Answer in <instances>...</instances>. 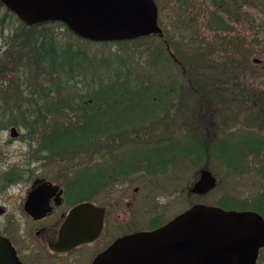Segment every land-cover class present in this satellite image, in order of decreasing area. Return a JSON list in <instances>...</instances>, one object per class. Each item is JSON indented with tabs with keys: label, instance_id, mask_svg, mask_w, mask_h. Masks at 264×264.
<instances>
[{
	"label": "rangeland",
	"instance_id": "rangeland-1",
	"mask_svg": "<svg viewBox=\"0 0 264 264\" xmlns=\"http://www.w3.org/2000/svg\"><path fill=\"white\" fill-rule=\"evenodd\" d=\"M155 1L162 37L90 43L57 24L36 26L30 32L32 43L40 45L41 38L47 36L64 45L46 43L33 52L37 57L50 55L54 49V67L42 68L52 73L58 67L60 71L51 78L40 75L36 59L27 56L28 47L17 48L18 40L23 39L16 35L19 22L0 9V121L8 125L2 124L0 131V208L6 210L0 222L7 223V228L28 224L13 210L24 185L34 179L100 180L113 196L123 192L133 197L134 204L153 201L161 216L183 212L193 204L253 203L263 194V157L249 155L230 173L221 159L208 153L221 143L225 149L236 147L237 140L249 132L255 138L263 129L258 134L264 137V127H259L263 123L252 114L264 105V0H229L222 11L213 14L217 6L212 0ZM184 49L193 53L188 70L182 66L188 63L180 55ZM74 50L86 59L80 54L73 57ZM70 66L72 70L65 72ZM35 81L58 88L61 104L66 98L71 108L82 96L96 113L119 112L125 117L122 131L100 136L88 148L73 144L53 154L40 148V137L49 131L47 124L75 122L81 111L51 112L42 105L46 123L40 120L26 125L31 119H25L22 110L36 104L25 99L32 91L37 95L42 87ZM68 81L72 86L64 85ZM248 92L254 104L241 108L240 101ZM154 97L153 102L143 100ZM9 124L17 129V137H10ZM166 143L186 145L187 155L184 160L175 152L180 158L176 157L161 177L155 174L153 162L137 163L136 157L132 158L138 150L143 158H156L154 150ZM98 169L104 171L105 179L94 178ZM202 169L212 173L217 185L206 195L196 196L190 189ZM188 175L190 183H184ZM242 206L245 208L230 209H250ZM260 255L258 264H264V249Z\"/></svg>",
	"mask_w": 264,
	"mask_h": 264
},
{
	"label": "water",
	"instance_id": "water-1",
	"mask_svg": "<svg viewBox=\"0 0 264 264\" xmlns=\"http://www.w3.org/2000/svg\"><path fill=\"white\" fill-rule=\"evenodd\" d=\"M0 2L25 25L59 22L77 37L91 42L162 37L154 0ZM9 135L17 137V129L11 127ZM215 186V177L202 169L191 193L204 195ZM38 191L39 188L28 194L26 206L41 200ZM93 208L83 204L71 210L62 226L58 246H73L96 236L100 226L94 229L88 216ZM263 245L264 220L255 211L194 204L156 230L116 239L93 264H254ZM0 264H19L9 241L1 236Z\"/></svg>",
	"mask_w": 264,
	"mask_h": 264
},
{
	"label": "flooded vegetation",
	"instance_id": "flooded-vegetation-1",
	"mask_svg": "<svg viewBox=\"0 0 264 264\" xmlns=\"http://www.w3.org/2000/svg\"><path fill=\"white\" fill-rule=\"evenodd\" d=\"M187 144L189 146V141ZM166 145L159 151L158 148L154 150L152 156L156 158H151L152 160L148 159L147 155L144 158L139 156V150L132 158L136 157L137 163L142 160L153 162L156 168L155 174L158 172L161 177L178 157L175 152L182 155L184 160L187 155L186 145L177 146L176 143H166ZM161 150L165 152L160 154ZM158 156L161 158L157 159ZM176 180L180 185L181 179ZM185 182L190 183L189 175L184 179ZM24 187L13 214L28 224L24 228L22 224V227L9 229L7 223L0 222V236L9 241L19 264H93L95 258L116 239L155 230L182 213H168L161 216L156 212L158 211L156 204L152 206L153 201L150 200L149 205L145 200L134 204L133 197L124 196L123 192H121L122 196H113L105 182L100 180L34 179ZM37 188L41 200L26 206L28 194ZM83 204L94 207L88 215L89 223L94 229L100 226L99 232L90 240H84L73 246H58L62 226L71 210ZM0 215H6V210L2 207Z\"/></svg>",
	"mask_w": 264,
	"mask_h": 264
},
{
	"label": "trees",
	"instance_id": "trees-1",
	"mask_svg": "<svg viewBox=\"0 0 264 264\" xmlns=\"http://www.w3.org/2000/svg\"><path fill=\"white\" fill-rule=\"evenodd\" d=\"M217 1L212 0L213 6H217L216 10L211 11L212 14L213 12L216 13V12H219L220 10L222 11V7L226 6L229 0H221L219 2ZM228 7H229L228 9H230V6ZM0 9H5L1 2H0ZM8 13L11 16H15L10 12ZM16 21L19 22L18 27H17L19 30L16 31V35L17 36L21 35L23 37V39L18 40L17 48L20 49L21 47H28L29 52L27 53V56L30 54L36 59V63H37L36 66H38L37 69L39 70L40 75L42 76L49 75V77L51 78L54 75L53 73L55 72L58 73L60 71L58 67L56 68V70L55 69L51 70L53 71L52 73H47V70H44L42 68H47L46 66H48V68L51 69V67L53 66L52 64H54L53 62L56 57L54 49L53 50L51 49L50 55H44V56L42 55V56L35 57L33 52L39 50L46 43H49L50 45L52 43H55L54 45L56 44L61 45V46H64V45L59 42L56 43V41H52L51 39L47 38L46 35L44 39L41 38L42 41L40 42V45H36L32 43L33 41L30 39V36L32 35V33H30L31 30L36 28V26L44 27L46 24H57V25L64 27L65 30L69 34H72V36L74 37H77V36L74 35L63 24L58 23V22H47V23H41L38 25L26 26L22 22H20L18 19ZM148 37L157 38L156 35H149L146 37L137 38L135 40L120 41V43H126L129 41H138L139 39H147ZM88 42L94 43L91 41H88ZM95 43L105 44L109 42H95ZM177 49H180V48L177 47ZM78 54L83 56V59H86L85 58L86 55L75 52V50L73 53V57ZM191 54L193 53H191L190 50L188 49H184L182 51L180 50V55L183 57V59L186 62H188L182 65L185 70H188L189 67L191 66L190 61L188 60L191 57ZM38 59H41V61H39ZM67 59L69 61L71 59V56H68ZM68 63H70V61ZM71 70L72 68L70 66L66 68L65 72L66 71L69 72ZM79 71L81 72L83 70L80 69ZM35 82H36V86H42V87H41V91L38 92L37 95H36V92L32 91L30 92L33 94L32 97H31V94L29 93L25 99L26 103H28L29 100L31 99L34 102V104H36L35 106L33 104H31V106L26 105L22 110V114L25 117V119H28V118L31 119V120L26 121V125L33 126L34 124H38L40 120L44 121V113L42 111V107H43L42 105H45L46 107H50L51 112L59 111L61 113L63 109H69L70 111H78V110L81 111V114L79 115L78 119L75 122L69 121L66 125H63L57 122L47 124L49 131L40 137L41 138L40 148H47L51 154L55 153L57 150L61 148L73 146V144H76V147L79 146L80 148H84V147L88 148L92 146V142L100 140L101 138L100 136H104L105 134L109 132L114 133V134H120V132L122 131L121 126L123 124L122 123L123 120H125V117H123V115H120L119 112H112V113H109L108 115L103 112L96 113L95 111L90 110V105H89L90 102L85 100L82 96L78 97L77 99L78 101L76 103L77 106H75L74 108H71L69 107V103L66 98L62 100L63 103L61 104L60 96H58V93H60L58 88L54 89L53 87L47 84H43L40 81H35ZM192 84L195 86L194 83ZM64 85L72 86V82L68 81V83ZM36 96H38L37 100H36ZM249 96H251L249 92L246 94L244 93L240 101L242 103L241 108L248 109V107L254 104V97L251 96L252 98L251 100ZM154 99L155 97L152 100L150 98L143 99V100L144 101L150 100L151 102H153ZM259 101L262 103V100L259 99ZM111 108L116 109L117 107L115 108V106H112ZM252 114H255L254 117L256 119L258 118L259 120H261V123L263 124H260L259 127L263 128L264 127V105L261 106L260 109L257 110L256 112L253 110ZM2 124H6V123H2L0 121V131L4 128ZM12 124H9V126ZM13 126L14 125H12V127ZM261 130L263 131V129ZM261 130H259L258 133L262 132ZM258 133H257V136L254 138L252 137V134L249 132V134L243 136L240 141L239 139L237 140L236 147L232 146L229 149H225L226 148V146H224L225 143H221L219 144V146L216 147L217 149L215 148L216 150L211 148L209 150L208 155L210 157L214 156V157L221 159L223 164L228 167L227 170L230 171V173H233L235 172V169L239 166L238 164H243L246 161V159L249 157V155L254 158H262V157L264 158V137H262ZM233 140H235V138H233ZM214 150H215V153L213 152ZM94 175H95L94 178L105 179V173L103 170H100V169L96 170ZM89 178H92V177H89ZM86 189H89V188H86ZM240 203L242 205H249L248 208L255 210L258 213L262 214L264 212V192L259 197L257 202L247 203V204L244 202H240ZM238 204L239 202L237 201L228 200V201H224L223 204L219 202L218 205L221 207L227 208V209L234 208V207L241 208V209L245 208L242 205H238Z\"/></svg>",
	"mask_w": 264,
	"mask_h": 264
}]
</instances>
